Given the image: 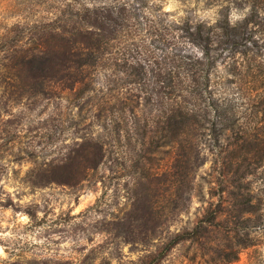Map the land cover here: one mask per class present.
Listing matches in <instances>:
<instances>
[{
  "label": "trees",
  "instance_id": "1",
  "mask_svg": "<svg viewBox=\"0 0 264 264\" xmlns=\"http://www.w3.org/2000/svg\"><path fill=\"white\" fill-rule=\"evenodd\" d=\"M208 6L213 22L197 19L188 5L176 20L152 0H0V71L15 72L7 84L34 103L69 100L76 116L95 121L101 133L91 132L75 150L90 155L94 169L118 153L124 136L143 169L170 153L171 193L161 210L170 208L172 218L201 189L195 179L202 147L216 153L219 195L226 199L191 229L165 238L147 264L217 230L233 233L234 243L216 255L230 264L260 245L264 229V206L248 180L264 163V0H208ZM223 64L255 68L263 87L245 123L235 103L212 87ZM10 94L8 100L22 98ZM167 217L161 212L157 224Z\"/></svg>",
  "mask_w": 264,
  "mask_h": 264
},
{
  "label": "rangeland",
  "instance_id": "2",
  "mask_svg": "<svg viewBox=\"0 0 264 264\" xmlns=\"http://www.w3.org/2000/svg\"><path fill=\"white\" fill-rule=\"evenodd\" d=\"M152 1L176 20L187 5L196 8L197 19L214 20L208 0ZM13 73L0 71V264H147L165 238L191 229L207 208L226 199L219 195L216 153L202 147L195 179L201 189L191 192L185 212L171 218L170 208L161 210L171 193L170 153L156 155L143 169L134 163L140 152L132 151L124 136L118 153L94 169L90 155L75 150L91 132L101 133L95 121L76 116L69 100L61 106L29 101L25 91L7 84ZM256 74L240 64L219 65L212 74L216 95L235 103L241 123L253 119L259 105L263 87ZM11 92L21 100H8ZM248 180L264 206V163ZM161 212L168 220L159 226ZM232 243V232L217 230L200 243L175 246L159 264H226L216 255ZM230 264H264V229L260 245Z\"/></svg>",
  "mask_w": 264,
  "mask_h": 264
}]
</instances>
